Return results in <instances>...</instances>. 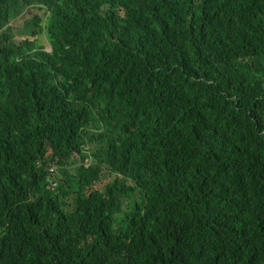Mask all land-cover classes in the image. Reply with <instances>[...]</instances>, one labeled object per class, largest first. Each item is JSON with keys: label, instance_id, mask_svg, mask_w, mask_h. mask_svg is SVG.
<instances>
[{"label": "trees", "instance_id": "16d2710c", "mask_svg": "<svg viewBox=\"0 0 264 264\" xmlns=\"http://www.w3.org/2000/svg\"><path fill=\"white\" fill-rule=\"evenodd\" d=\"M0 264H264V0H0Z\"/></svg>", "mask_w": 264, "mask_h": 264}, {"label": "rangeland", "instance_id": "374dc122", "mask_svg": "<svg viewBox=\"0 0 264 264\" xmlns=\"http://www.w3.org/2000/svg\"><path fill=\"white\" fill-rule=\"evenodd\" d=\"M33 13V10H27L25 12V14H22L20 17H17L16 19H13L12 22L10 23V25L12 26H15V27H23L24 26V23L26 22V19L30 18L31 17V14ZM41 14H43V12H41ZM22 39V36H19L17 35V38H16V41L19 42L20 40ZM37 42L38 44L44 46L46 49L48 50H51V44L48 42L45 34L41 33L37 36ZM73 160V163H79V157L78 156H74V158H72ZM57 163H54V166L53 165H50V168L53 166L55 167ZM49 168V170H50ZM72 171L74 172V167L72 166L71 167ZM54 172L55 171H51L50 170V175L51 176H54ZM111 171L107 168V167H104L103 171H102V179L97 183V188L99 189H104L105 188V185L107 184V182H109L111 180Z\"/></svg>", "mask_w": 264, "mask_h": 264}, {"label": "clouds", "instance_id": "9594fccd", "mask_svg": "<svg viewBox=\"0 0 264 264\" xmlns=\"http://www.w3.org/2000/svg\"><path fill=\"white\" fill-rule=\"evenodd\" d=\"M85 164H86V165L89 164V163H88V160H86V163H85ZM87 166H88V165H87ZM50 170H51V171H54L55 169H54L53 167H51ZM50 170H49V172H50ZM54 182H55V181H54Z\"/></svg>", "mask_w": 264, "mask_h": 264}, {"label": "water", "instance_id": "95a60500", "mask_svg": "<svg viewBox=\"0 0 264 264\" xmlns=\"http://www.w3.org/2000/svg\"><path fill=\"white\" fill-rule=\"evenodd\" d=\"M59 173H60L62 176H64V173H63L62 171H60ZM54 183H56V182H54Z\"/></svg>", "mask_w": 264, "mask_h": 264}]
</instances>
